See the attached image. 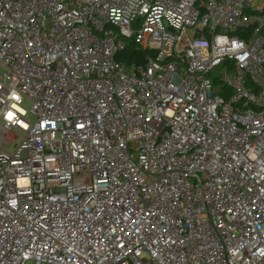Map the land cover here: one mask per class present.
<instances>
[{
    "label": "built area",
    "instance_id": "obj_1",
    "mask_svg": "<svg viewBox=\"0 0 264 264\" xmlns=\"http://www.w3.org/2000/svg\"><path fill=\"white\" fill-rule=\"evenodd\" d=\"M0 68V264H264V0H0Z\"/></svg>",
    "mask_w": 264,
    "mask_h": 264
},
{
    "label": "trees",
    "instance_id": "obj_2",
    "mask_svg": "<svg viewBox=\"0 0 264 264\" xmlns=\"http://www.w3.org/2000/svg\"><path fill=\"white\" fill-rule=\"evenodd\" d=\"M142 56V53L136 49V47L133 44H127V48L118 55L119 59H127V62H131L133 58H140Z\"/></svg>",
    "mask_w": 264,
    "mask_h": 264
},
{
    "label": "rangeland",
    "instance_id": "obj_3",
    "mask_svg": "<svg viewBox=\"0 0 264 264\" xmlns=\"http://www.w3.org/2000/svg\"><path fill=\"white\" fill-rule=\"evenodd\" d=\"M2 71H3V69H2V68H0V72H2ZM23 105H24V107H25V108H29V105H30V104H29V102H28V101H25ZM12 133L16 134V132H15V131H14V132H12Z\"/></svg>",
    "mask_w": 264,
    "mask_h": 264
}]
</instances>
